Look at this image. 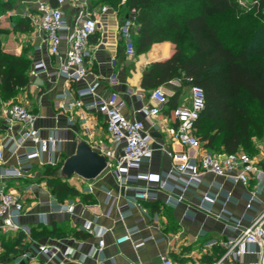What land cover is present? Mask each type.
I'll return each mask as SVG.
<instances>
[{
	"label": "crops",
	"instance_id": "1",
	"mask_svg": "<svg viewBox=\"0 0 264 264\" xmlns=\"http://www.w3.org/2000/svg\"><path fill=\"white\" fill-rule=\"evenodd\" d=\"M24 1L30 8L29 1L36 0ZM39 1L50 4L49 0ZM92 7L90 10L100 20L101 28L90 40L88 74L79 84H70L62 77L49 78L46 74L33 77L30 74L32 64L37 58L44 57L50 61L51 68L55 65V60L47 56L43 35L34 27L30 32H17L21 40H25L22 44L16 42L14 47H8L10 40L8 39L7 44L3 41L5 52L20 55L25 51L30 60L29 84L9 99L28 106L38 117L37 124L42 136H47L53 129L58 130L62 139L60 161L64 156L73 153L75 136L81 137L91 146L107 137L108 143H103L104 147H114L107 131L105 117L89 108L95 97L81 98L77 95L79 89L97 85L96 98L107 97L116 92L125 102L121 111L123 115L130 119L140 118L136 110L152 104V89L145 90L141 87L143 77L153 62L168 59L173 53V45L164 42L154 44L141 55H129L126 43L119 34V28L132 15L126 14L124 21L114 10L103 7L101 3ZM64 9L70 23H74L79 11L67 5ZM21 18H25L24 13ZM40 45H43V49L37 51ZM66 50L67 46L63 44L61 52L65 54ZM160 88L167 94L169 104L164 114L157 119L158 128L152 129L146 121V129L154 137L156 151L153 158L142 165L140 171L165 176L173 170L175 161L161 150V147L177 154L188 152L195 156L197 152L189 151L172 141L166 133L165 117L169 116L174 107L189 104L191 86L182 85L180 80H172ZM77 99L79 105L73 109L61 108L62 105ZM0 101L6 100L0 96ZM9 104L0 103V109ZM7 135L8 131L0 130V145ZM252 143L254 151L250 156L258 167L264 169V153L261 151L264 136L254 137ZM119 153V149L115 151V155ZM6 159L8 166L16 164L9 154ZM48 167L35 161L33 171L29 175L10 183L11 188L18 191L25 200L26 213L20 222L31 227L34 233L45 228L48 234H37L36 237L30 238L24 236L23 244L26 250L15 254L8 253L4 242H9L10 237L22 233L10 234L5 239L0 235L2 262H12L24 253H29L31 257L22 264H45L44 258L36 255V246L50 243L59 245L63 250L72 249L76 257L86 264H163L165 258L175 263L188 260L195 264H218L226 253L222 243L239 234V231L233 229L234 225L239 223L241 229L246 228L264 211V180L252 176L248 186H244L232 178L206 173L198 184H190L187 187L183 180L170 183L169 189L158 191V187L153 186L157 190L156 200L141 202L143 210L130 206L125 217H121V212L124 211L122 207L134 200L133 193L117 183L111 170H107L92 182L91 193L83 191L88 182L76 176L66 180L80 194L62 201L53 195L44 179ZM138 185L142 186L144 183ZM56 202L74 203V213L57 210L54 205ZM41 215H45L44 222L41 221ZM87 222L92 223L94 227L108 229L106 246L102 253L95 251L98 239L84 230ZM130 229L133 230L131 241L117 244L116 240L125 236ZM141 241H144V245L135 247ZM251 248L253 251L254 247ZM256 260V254L248 253L241 260L227 259L220 264H251Z\"/></svg>",
	"mask_w": 264,
	"mask_h": 264
},
{
	"label": "built area",
	"instance_id": "2",
	"mask_svg": "<svg viewBox=\"0 0 264 264\" xmlns=\"http://www.w3.org/2000/svg\"><path fill=\"white\" fill-rule=\"evenodd\" d=\"M101 1L56 0V6H52L46 1L36 0V15L25 14L24 17L28 18L32 26L43 35L47 56L55 60V65L51 68L50 61L44 57L37 58L30 71L33 77L42 74H46L49 78L62 77L70 84H79L85 80L88 74L87 62L91 56L89 43L101 28L100 20L90 9ZM238 3L240 6H246L243 1H238ZM256 3L258 4V1ZM66 5L79 11L74 23H70L66 16L64 9ZM137 29L133 15L119 28V34L126 43L127 53L131 56L135 55L133 39ZM63 44L67 46L65 54L61 52ZM42 49L43 45H40L36 50ZM96 93L97 85L77 91V95L81 98L95 97L89 108L105 117L107 131L114 145L112 149H107L102 142H99L92 147L107 156L111 162L108 170H111L117 183L133 193L134 200L122 207L124 211L121 212V217H125L130 206L143 210L140 203L156 200L157 190L169 189L170 183L183 180L186 182V187L190 184H198L206 173L232 178L244 186H248L252 176L264 180V169L258 167L248 153L237 151L219 156L202 148L195 134L197 122L205 108V92L200 86H191L189 104L174 107L169 116L165 117L168 137L189 151H196L197 154L195 156L188 152L177 154L161 147L160 149L175 161L173 170L165 176L143 173L140 169L144 163L153 158L156 151L155 140L146 129V121L150 123L152 129L158 128L157 119L164 114L169 104L167 94L160 87L152 90L150 94L152 104L136 110L140 118L130 119L121 112L125 102L118 93L112 92L107 97L97 98ZM78 105L77 99L67 105H62L61 108L71 110ZM37 121L38 117L31 112L29 107L20 103H11L0 109V130L8 131V135L0 145L1 236L22 233L26 238H30L32 232L31 227L20 222L26 213L24 197L12 189L10 183L22 180L29 175L33 171L35 161H38L41 166L52 168L58 167L60 163L62 139L58 130L53 129L47 136H42ZM118 149L121 153L115 155ZM261 151L264 153V144ZM7 154L16 161L15 165H7ZM138 183H144V185L139 186ZM153 186H157V190ZM83 191L91 193L92 183H88ZM108 195L111 194L108 193ZM54 205L59 211H66L70 214L75 211V204L72 202L65 204L56 202ZM41 216V221L44 222L45 215ZM233 229L239 231V234L222 243L226 248V253L218 264L227 259L241 260L248 253L257 255V260L251 264H264V211L248 227L241 229L240 224L236 223ZM84 230L98 239L95 251L102 253L106 246L105 237L108 229L94 227L92 223L87 222ZM132 234L133 230H128L125 236L116 240V243L131 241ZM142 245L144 241L137 243L135 247ZM251 247H254L253 251ZM36 255L42 256L45 264H86L76 257L75 251L63 250L56 244H38ZM30 257L29 253H24L12 262L0 261V264H22ZM163 264L194 263L192 261L175 263L165 258Z\"/></svg>",
	"mask_w": 264,
	"mask_h": 264
},
{
	"label": "trees",
	"instance_id": "3",
	"mask_svg": "<svg viewBox=\"0 0 264 264\" xmlns=\"http://www.w3.org/2000/svg\"><path fill=\"white\" fill-rule=\"evenodd\" d=\"M10 1L1 3L0 15L13 9ZM49 2L56 6V0ZM126 8L127 15L135 11L136 55L146 53L154 44L173 45L168 59L150 65L142 89L154 90L172 80L200 86L205 92V108L195 134L202 148L219 156L254 151L253 138L264 136V0L258 1L251 13L245 12L237 0H127ZM15 30L30 32L33 26L28 18H21ZM184 33L191 40V53L183 46ZM29 68L25 51L20 55L5 52L0 38L3 99L13 97L29 84ZM255 104L259 105L260 114L255 112ZM205 121L210 126L201 133ZM64 158L58 167H48L44 173L53 195L62 201L80 194L67 181L56 177ZM37 234L45 236L48 232L45 228L38 233L32 230L31 236ZM24 238L18 234L4 242L8 253L25 251ZM184 261L188 260L177 263Z\"/></svg>",
	"mask_w": 264,
	"mask_h": 264
},
{
	"label": "rangeland",
	"instance_id": "4",
	"mask_svg": "<svg viewBox=\"0 0 264 264\" xmlns=\"http://www.w3.org/2000/svg\"><path fill=\"white\" fill-rule=\"evenodd\" d=\"M3 1L4 0H0V5H1V3H3ZM126 1L127 0H102L101 4L103 7L111 8L112 10H114L118 14V16L120 18H122V20L125 21V19H124L125 15L129 14L128 10L126 8ZM237 1H243L246 4V6L245 7L241 6V7L244 9L245 12L251 13L256 9L254 5H258L256 2L261 1V0H237ZM10 2L13 5V9L10 12L4 13V15H0V30L2 31L0 38L2 40V47H4L3 41L5 43L6 42L8 43L10 40V43H8V47L9 46L14 47V44L16 42L17 43L19 42V44L24 43L25 40L24 41L21 40V36L15 30V24L17 23V21L19 19H21V15L23 13H24V15L25 14L36 15V1H29V3L31 4L30 8H29V6L26 5V1H24V0H12ZM1 8H2V6H0V9ZM133 14H134L133 11H131L130 15H133ZM248 17H250V16H248ZM7 37H9V38H7ZM26 44H27V42L24 45H26ZM183 46L187 49L188 53H191L194 50L191 47V40L186 33H184V37H183ZM0 96L2 97L1 92H0ZM0 103H5V104L10 103L11 104V103H19V101L7 99L6 101H0ZM254 110L258 114L261 113V109L259 108L258 104L254 105ZM209 126H210L209 121L203 122L201 124V129H202L201 133H206V131L209 129ZM104 139L105 140H103L101 142L102 143H108V138L105 137ZM244 152L251 153L248 150H245ZM71 181L74 182L75 180H71ZM66 228H68V227H66Z\"/></svg>",
	"mask_w": 264,
	"mask_h": 264
},
{
	"label": "water",
	"instance_id": "5",
	"mask_svg": "<svg viewBox=\"0 0 264 264\" xmlns=\"http://www.w3.org/2000/svg\"><path fill=\"white\" fill-rule=\"evenodd\" d=\"M74 141V151L64 158L56 177L66 181L76 176L92 183L109 169L111 162L103 152L94 149L81 137L75 136Z\"/></svg>",
	"mask_w": 264,
	"mask_h": 264
}]
</instances>
